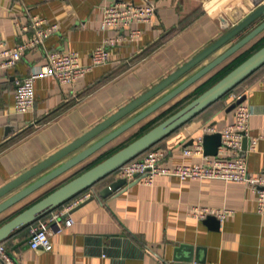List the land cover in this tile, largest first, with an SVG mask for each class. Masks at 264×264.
<instances>
[{
	"label": "crops",
	"instance_id": "1",
	"mask_svg": "<svg viewBox=\"0 0 264 264\" xmlns=\"http://www.w3.org/2000/svg\"><path fill=\"white\" fill-rule=\"evenodd\" d=\"M120 1L154 5L157 14L150 21L134 23L132 28L139 29V35L110 47L109 60L93 66L73 84L60 83L53 76L38 77L34 83V108L16 112L18 80L43 65L48 51H78L81 64L90 65L94 49L105 37L130 32L128 28H101L104 7ZM263 3L264 0H0V43L5 47L15 46L32 34V29L22 31L19 24L29 23L35 15L59 25L42 46L26 51L15 66L0 68V187L156 85ZM263 20L264 15L185 78ZM263 38L264 30L168 103L1 212L0 225L137 138L165 113L191 99L201 84L233 59L254 51ZM242 85L249 89L245 102L254 110L250 133L264 134V64ZM174 87L175 84L131 116ZM230 105L229 96L222 98L160 140L158 146L168 151V165L202 162L204 154L187 155L183 150L192 145L205 125L222 128L230 123L234 117ZM11 122H17L18 129L5 137V127ZM246 157L251 173L264 172V139ZM115 179L113 173L84 191L94 198L83 204L85 199L66 214L75 219L71 226L51 232V250L29 245V226L15 230L3 242L21 264H264V212L258 211L256 193L245 183L161 175L152 185L127 181L108 196L99 195ZM196 205L229 212L224 219L215 215L220 223L207 217L199 219L191 213Z\"/></svg>",
	"mask_w": 264,
	"mask_h": 264
},
{
	"label": "water",
	"instance_id": "2",
	"mask_svg": "<svg viewBox=\"0 0 264 264\" xmlns=\"http://www.w3.org/2000/svg\"><path fill=\"white\" fill-rule=\"evenodd\" d=\"M264 15V3L254 10L251 14L247 15L244 19L238 22L234 27L221 35L218 39L213 41L210 45L202 49L195 56L190 58L176 70L171 72L168 76L152 86L150 89L134 98L132 101L124 105L122 108L108 116L106 119L80 135L69 144L63 146L47 158L38 162L31 168L22 172L9 182L0 187V200L12 192L0 202V213L37 191L47 183L81 163L100 148L108 144L114 138L122 134L124 131L140 122L142 119L168 103L170 100L181 94L184 90L190 87L193 83L214 69L228 57H230L239 48L253 39L257 34L264 30V20L250 30L246 35L229 46L224 52L212 59L207 64L203 65L193 74L185 78L191 71L196 69L203 61L211 54L216 52L221 47L229 44L246 28L251 26L258 18ZM264 64V45L254 51L250 56L244 59L240 64L230 70L222 78L186 103L184 106L176 110L174 113L142 133L140 136L127 143L108 157L82 171L73 178L67 180L59 185L45 196L38 199L28 207L24 208L12 218L5 221L0 225V242L6 240L15 230L26 227L40 217L49 213L66 200L81 191L88 189L102 179L113 174L120 166L127 161L138 156L146 149L156 144L164 137L178 129L180 126L188 122L202 110L207 108L210 104L215 102L229 92L233 87L241 83L251 73L257 70ZM185 78V79H184ZM179 82V83H178ZM175 87L163 96L156 99L153 103L131 116L140 107L144 106L152 99L157 97L164 90L170 86ZM246 95L231 103L229 110L234 109L235 106L244 101ZM131 116L130 118H128ZM128 118L121 125L109 131L99 139L101 134L107 131L112 126H115L120 121ZM18 129L17 122H11L5 127V137L11 133L16 132ZM93 143L89 144L92 140ZM194 140L191 141L193 143ZM89 144V145H88ZM248 139H244V150L242 155H245ZM88 145V146H87ZM221 145V133L214 132L205 134L204 147L205 153L215 155ZM86 146V147H85ZM84 147V148H83ZM83 148V149H81ZM81 149L78 153L72 155L75 151ZM67 158V159H66ZM64 160V161H63ZM58 164L59 162H61ZM56 164H58L56 166ZM55 166V167H54ZM139 181V180H136ZM127 183L125 178H118L111 181L105 188L100 191L101 196L106 197L113 191L119 189ZM94 196L86 199L84 203L93 199ZM206 220L217 221L220 223L219 218L215 215L207 216ZM53 225V224H52ZM218 226V225H217Z\"/></svg>",
	"mask_w": 264,
	"mask_h": 264
},
{
	"label": "built area",
	"instance_id": "3",
	"mask_svg": "<svg viewBox=\"0 0 264 264\" xmlns=\"http://www.w3.org/2000/svg\"><path fill=\"white\" fill-rule=\"evenodd\" d=\"M157 14L154 5H137L133 2L120 1L104 7L101 19L102 29H115L121 31L129 29L127 35L108 36L94 49L90 65H82L78 51H60L53 49L47 52L46 62L32 70L18 80L15 98V110L18 113L30 111L35 105L34 83L38 77L53 76L60 83L73 84L83 77L85 73L96 65H102L109 60V48L122 41H132L139 35V29L132 28L134 23L150 21ZM22 31L32 29V34L18 42L15 46L5 47L0 43V68L15 66L25 52L43 45L44 41L59 29L57 23H49L45 18L33 16L27 24H19ZM249 89L244 87L239 91L229 93L231 103L247 94ZM254 110L245 100L234 108L233 120L218 128L215 125H205L202 132L197 135L192 145L184 148V153L204 154L202 162L194 164H177L170 166L167 163L168 151L162 147H153L140 156L133 158L115 171L116 178H125L127 181L139 180L152 185L157 176H175L181 180L195 179H222L225 181H238L248 185L257 196L258 211L264 212V172L253 174L249 170L247 153L256 150L264 134L251 135L250 119ZM220 132L221 145L215 155L205 153V134ZM248 144L244 150V139ZM90 193L83 192L76 198L64 203L50 211L44 217L36 220L30 226L28 243L32 248L51 250L53 243L50 235L52 231H62L71 226L75 219L66 214L75 206L87 199ZM229 210L215 209L208 206H193L191 213L199 219H205L213 214L224 219ZM53 224V225H52ZM0 264H21L19 259L8 249L5 243L0 242Z\"/></svg>",
	"mask_w": 264,
	"mask_h": 264
},
{
	"label": "trees",
	"instance_id": "4",
	"mask_svg": "<svg viewBox=\"0 0 264 264\" xmlns=\"http://www.w3.org/2000/svg\"><path fill=\"white\" fill-rule=\"evenodd\" d=\"M262 45H264V38L263 39H261L260 41H259V43H258V45H257V47L256 48H254L253 50L254 51H256L257 49H259ZM254 51H250V52H247V53H245L244 55H242V56H240V57H236L235 59H233L230 63H228L227 65H225L222 69H220L219 71H217L209 80H207L206 82H204L203 84H201L199 87H198V89H197V91H196V93L194 94V96L193 97H191V99H189L188 101H186V102H184L179 108H181L182 106H184L186 103H188L189 101H191L193 98H195L196 96H198L200 93H202L204 90H206L208 87H210L212 84H214L216 81H218L220 78H222L225 74H227L230 70H232L234 67H236L238 64H240L244 59H246L248 56H250ZM246 79V78H245ZM244 79V80H245ZM243 80V81H244ZM242 81V82H243ZM241 82V83H242ZM241 83H239L238 85H236L235 87H233L229 92H227L224 96H222L220 99H222V98H225V97H228V95H229V93H231V92H233V91H239V90H237V88L239 87V85H241ZM220 99H218V100H220ZM218 100H216V101H218ZM215 101V102H216ZM214 103V102H213ZM211 105V104H210ZM179 108H177V109H173V110H171V111H169V113H167L163 118H161L160 120H158L154 125H156L157 123H159L160 121H162L163 119H165L166 117H168L169 115H171L172 113H174L176 110H178ZM154 125H152V126H150L149 128H147L145 131H147L148 129H150L151 127H153ZM145 131H143V132H141L138 136H140L142 133H144ZM153 147H159L158 146V142L156 143V144H154V145H152L151 147H149L148 149H150V148H153ZM148 149H146V150H148ZM145 150V151H146ZM144 151V152H145ZM144 152H142V153H144ZM141 153V154H142ZM141 154H139L138 156H140ZM138 156H136V157H138ZM136 157H134V158H136ZM133 159V158H132ZM115 173V172H114ZM86 190V189H85ZM85 190H83V191H81L80 193H78V194H76V195H74L73 197H71L70 199H68V200H66L64 203H66V202H68V201H70V200H72V199H74V198H76L77 196H79V195H81ZM64 203H62L61 205H59L58 207H60V206H62ZM57 208V207H56ZM48 214V213H47ZM47 214H45V215H47ZM44 215V216H45ZM44 216H42V217H44ZM41 218V217H40ZM34 222H36V221H34ZM34 222H32L31 224H33ZM31 224L30 225H28L29 227L31 226ZM28 226H26V227H28Z\"/></svg>",
	"mask_w": 264,
	"mask_h": 264
},
{
	"label": "rangeland",
	"instance_id": "5",
	"mask_svg": "<svg viewBox=\"0 0 264 264\" xmlns=\"http://www.w3.org/2000/svg\"><path fill=\"white\" fill-rule=\"evenodd\" d=\"M242 84H243V82L241 83V85H239V87L237 88V90L242 89V86H243ZM168 113H169V112H168ZM165 114H167V113H165ZM164 116H165V115H164ZM164 116H163V117H164ZM163 117H161V118H163ZM161 118H160V119H161ZM150 126H151V125H150ZM148 127H149V126H148ZM148 127H147V128H148Z\"/></svg>",
	"mask_w": 264,
	"mask_h": 264
}]
</instances>
